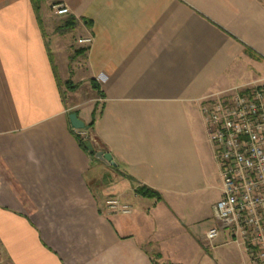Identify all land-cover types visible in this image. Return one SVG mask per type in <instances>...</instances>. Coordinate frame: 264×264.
<instances>
[{"label":"crops","instance_id":"0c3cea01","mask_svg":"<svg viewBox=\"0 0 264 264\" xmlns=\"http://www.w3.org/2000/svg\"><path fill=\"white\" fill-rule=\"evenodd\" d=\"M56 4L92 38L83 88H63L61 36L45 21ZM263 78L264 0H0V264L221 259L229 236L203 240L220 166L201 104ZM72 112L93 122L84 136ZM110 196L132 212H111Z\"/></svg>","mask_w":264,"mask_h":264},{"label":"built area","instance_id":"2783aa9c","mask_svg":"<svg viewBox=\"0 0 264 264\" xmlns=\"http://www.w3.org/2000/svg\"><path fill=\"white\" fill-rule=\"evenodd\" d=\"M53 7L59 15L70 13L64 4ZM80 42L88 45L92 38ZM201 109L222 180V198L213 207L216 222L203 240L213 249L226 233L227 242L242 249L250 264H264V78L206 96ZM78 131L84 136V130ZM105 204L111 212H132L130 204L115 196Z\"/></svg>","mask_w":264,"mask_h":264},{"label":"rangeland","instance_id":"374dc122","mask_svg":"<svg viewBox=\"0 0 264 264\" xmlns=\"http://www.w3.org/2000/svg\"><path fill=\"white\" fill-rule=\"evenodd\" d=\"M46 11L48 14L45 20L46 23L49 24L54 33L61 36L59 42L60 47L57 49V54L54 52V57L60 71V76H62L61 81L63 88L64 90H67L68 86L70 88L79 87L82 83L80 82L77 74H79L78 71L84 67L85 56L82 52H80L82 45H85L80 42V40L83 39L81 36L82 32H80V30H76L75 28L68 29L65 24V21L68 20L67 16L57 14L54 7L49 5L47 6ZM86 36L90 37V34H87ZM81 87L83 88L84 84ZM208 144L212 146V149H214L211 141H208ZM221 181L220 171L218 170L216 164V174H214L213 177V184L215 187L209 191V195L207 196L208 203L218 201L220 198ZM225 249H229L230 252H227L225 256L221 257V259L219 258L217 261H214L213 264H245L243 258L241 259V254L236 244L225 246ZM210 256H212V254Z\"/></svg>","mask_w":264,"mask_h":264},{"label":"trees","instance_id":"16d2710c","mask_svg":"<svg viewBox=\"0 0 264 264\" xmlns=\"http://www.w3.org/2000/svg\"><path fill=\"white\" fill-rule=\"evenodd\" d=\"M35 1H36V2L38 1V2H39V0H35ZM72 22H73L72 19H68L67 22H66V26H69ZM88 25H89V23H88ZM89 26L91 27V24H90ZM71 27H72V26H71ZM86 49H87V48H82V49L80 50V52L84 53ZM97 88H98V87H97ZM95 115H96V111H94V114H93V120L95 119ZM92 125H93V122L89 124L90 127H92ZM80 143H81V145H82L83 147L86 148V150L89 151V153H90L92 156H95V155H96V152H97V151L91 149V148L89 147L88 142H87L86 140L80 138ZM136 192L139 193V194H141L142 196L154 197V198H157V199H160V198H161V195H160V193H159L158 191H156V190H154V189H152V188H150V187H147V186H145V185H141V184H137V186H136Z\"/></svg>","mask_w":264,"mask_h":264},{"label":"water","instance_id":"95a60500","mask_svg":"<svg viewBox=\"0 0 264 264\" xmlns=\"http://www.w3.org/2000/svg\"><path fill=\"white\" fill-rule=\"evenodd\" d=\"M69 118L73 128L77 130H84L89 128V126L82 119L78 117L76 112L70 113ZM96 157L101 160L110 162L112 165L116 166L113 156L109 152H105L103 150L97 151Z\"/></svg>","mask_w":264,"mask_h":264}]
</instances>
